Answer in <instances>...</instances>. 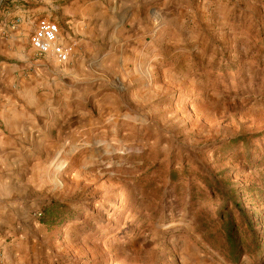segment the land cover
<instances>
[{"label": "rangeland", "instance_id": "rangeland-1", "mask_svg": "<svg viewBox=\"0 0 264 264\" xmlns=\"http://www.w3.org/2000/svg\"><path fill=\"white\" fill-rule=\"evenodd\" d=\"M105 4V40L74 46L72 110L48 115L0 218V262L264 264V0H143L130 20Z\"/></svg>", "mask_w": 264, "mask_h": 264}, {"label": "crops", "instance_id": "crops-1", "mask_svg": "<svg viewBox=\"0 0 264 264\" xmlns=\"http://www.w3.org/2000/svg\"><path fill=\"white\" fill-rule=\"evenodd\" d=\"M106 1L119 14L129 13L130 20L143 0H0V218L4 222L2 214L21 207L18 197L27 188L23 184L28 176L33 179L28 168L34 150L48 142L43 128L48 115L70 110L77 95L72 88L78 77L73 55L65 64L51 56L38 58L51 60L52 65L35 61L30 37L45 18L59 24L65 43L89 50L95 41L105 40L112 27ZM56 64L64 69L57 71ZM39 86L48 89L39 92ZM8 262L3 258L0 263Z\"/></svg>", "mask_w": 264, "mask_h": 264}, {"label": "built area", "instance_id": "built-area-1", "mask_svg": "<svg viewBox=\"0 0 264 264\" xmlns=\"http://www.w3.org/2000/svg\"><path fill=\"white\" fill-rule=\"evenodd\" d=\"M30 45L37 57H53L57 63H67L74 51L73 44L61 40V28L55 21L42 18L30 37Z\"/></svg>", "mask_w": 264, "mask_h": 264}, {"label": "trees", "instance_id": "trees-1", "mask_svg": "<svg viewBox=\"0 0 264 264\" xmlns=\"http://www.w3.org/2000/svg\"><path fill=\"white\" fill-rule=\"evenodd\" d=\"M237 141H244V140H246V138L245 137H242V138H238V139H236ZM232 190H233V193H235V190H234V187L232 188ZM227 193H229L228 191H227ZM233 198V197H232ZM231 198V196H228L227 194H225V197H224V202L225 203H227V202H233V205H234V209H241V210H244V208H242V207H240V204H239V202L238 201H236V200H234V199H232ZM244 219L245 220H248V221H250V218H249V215L248 214H246V215H244ZM254 230V229H253ZM229 242H230V245H231V247L232 248H235L236 247V235L234 234V232L232 231V228H230L229 229ZM251 235H252V240L254 241V242H257L258 241V239H259V237H257V233H253V231H252V233H251ZM239 255H241V254H243L242 252H239L238 253Z\"/></svg>", "mask_w": 264, "mask_h": 264}]
</instances>
